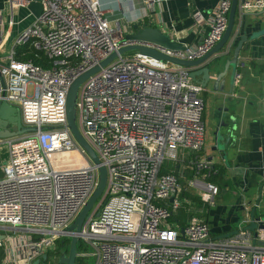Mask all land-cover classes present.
<instances>
[{"label":"built area","instance_id":"obj_1","mask_svg":"<svg viewBox=\"0 0 264 264\" xmlns=\"http://www.w3.org/2000/svg\"><path fill=\"white\" fill-rule=\"evenodd\" d=\"M37 2L42 11L16 45L32 42L52 67L19 61L14 51L0 67V102L16 107L23 125L37 130L0 140L8 150L0 180V264L42 263L58 240L69 238L66 229L95 192L99 169L68 128V89L78 76L131 45L106 19L102 0H7L9 29L15 11ZM231 4L220 1L199 44L154 48L185 61L204 57L226 33ZM242 10L264 11V0L246 2ZM194 17L198 23L203 18ZM0 27L3 33L4 23ZM4 36L0 62L9 40ZM231 47L232 42L224 50ZM79 91V128L107 168L106 189L79 234V241L95 249L96 264H264L262 230L257 239L245 229L212 239L205 221L191 220L185 228L170 222L181 208L182 192L175 174L162 173L164 162L176 160L180 150L201 152L205 146V88L190 70L133 53L116 58ZM64 152L80 153L87 165L55 168L52 156ZM192 170L206 179L220 173L207 160L193 161ZM191 186L205 191L202 202L215 205L216 184L196 180Z\"/></svg>","mask_w":264,"mask_h":264},{"label":"crops","instance_id":"obj_2","mask_svg":"<svg viewBox=\"0 0 264 264\" xmlns=\"http://www.w3.org/2000/svg\"><path fill=\"white\" fill-rule=\"evenodd\" d=\"M221 0H158L154 5L144 3V0H102L104 15L110 24L119 26L123 34H128L132 30V25L140 23L150 27H156L167 35H171L174 40L182 43L184 47L195 46L202 38L208 34L209 21L212 19L215 9ZM256 0H247L253 2ZM7 0H0V23L5 24L6 17L3 12L7 10ZM6 6V8H4ZM237 22L233 35L240 32L232 42L231 53L222 60L220 66L213 75L224 72V66L228 59L233 58L234 48L240 40V36H249L264 29V11H245L240 7ZM200 13L203 18L201 22L195 20V15ZM17 15V16H16ZM21 17L19 22L17 18ZM33 11L29 7H21L15 11V24L17 32L22 33L27 30L35 21ZM9 20V19H8ZM262 20L261 24H257ZM5 26V25H4ZM248 26H252L248 28ZM1 28V27H0ZM2 29H0L1 31ZM8 30L7 41L2 49L1 62L6 61L5 57L17 47L14 44L11 51H7L8 45L12 42L16 31ZM5 32H0V37H5ZM19 38H17L18 40ZM32 46V44H31ZM264 37L256 42H252L248 50H242L236 67H230L223 78V92L215 91L213 82L202 93L204 103L211 102V118L219 126L221 121L230 123L236 129L230 136V140L223 149L224 154L217 150V153L210 154L208 151L203 154L193 151L180 150L177 158L170 161L173 166L163 171L175 174L181 179L192 169V162L195 160H207L220 167L227 182L239 188L243 195H238L236 205L228 215L226 220H222L224 225H216L211 233L218 236L232 233L237 227L233 224L238 221L234 213L235 207L240 210L244 203V193L246 197L252 198L253 189L264 186ZM205 107V106H204ZM206 111V107H205ZM204 111V112H205ZM233 118V122L230 120ZM204 124V123H203ZM218 156V157H217ZM225 158V160H224ZM224 168V169H223ZM256 197V196H254ZM216 239V237H215ZM1 258V257H0Z\"/></svg>","mask_w":264,"mask_h":264},{"label":"water","instance_id":"obj_3","mask_svg":"<svg viewBox=\"0 0 264 264\" xmlns=\"http://www.w3.org/2000/svg\"><path fill=\"white\" fill-rule=\"evenodd\" d=\"M247 0H232L230 15L228 20V25L226 33L223 38L211 49V51L204 57L193 60L185 61L176 57H168L156 50L154 47L159 46L167 50H185L186 47L182 43L177 42L172 38L171 35L163 33L156 27L149 26L147 24L141 25L140 23L132 25V30L125 35V39L128 40L131 45L119 49L117 52H114L109 57L101 61L94 68L86 71L77 77V79L70 85L68 89V96L66 101V110H67V122L68 128L71 130L74 140L76 143L86 151L87 156L93 162L94 166L99 169V179L97 183V188L92 194L90 199L86 202V205L83 207L79 215L73 221V224L66 229L65 236H68L70 239V245L66 247L64 243V237H62L61 243H63L62 254L57 261L50 259L51 264H75L76 258L78 257V245H79V234L81 233L84 221L91 211L95 203L103 195L106 189L107 182V168L104 166L99 158V155L96 153L94 148L90 146L87 140L84 138L81 129L77 125L78 118V98H79V89L82 84L88 80L90 77L96 75L98 71L102 68L107 67L119 56L132 55L133 53H140L149 57H154L162 62L175 63L181 67L190 70V76L199 81L203 88L207 89L209 84L213 82V88L215 91L223 92V78L226 77L230 67H236L239 55L241 51L248 50L252 42H256L262 37H264V29H259L255 31L250 36L246 33L243 36H240V40L234 50V55L232 59H228L225 63L224 72L219 73L218 75H213V72L217 70L220 66L222 60L231 53L230 51H225L226 46L237 36L240 32L234 33V27L237 22V15L240 7L244 6ZM29 8L33 11L34 16L38 18L42 11V6L40 2L32 3ZM262 20H258L257 24H261ZM252 26H248L251 28ZM2 62H0V67ZM0 80L2 82L3 77L0 74ZM233 122V118H230ZM236 129L235 126L221 121V124L218 126V131L216 133V147L215 149L221 151L224 154V148L226 147V142L230 140L231 134ZM36 128L25 127L21 120V114L18 109L7 101L2 100L0 102V140L7 138L19 137L24 134L36 132ZM226 141L223 145H220L219 142L224 140ZM225 160V158H224ZM260 192L257 198L253 199L244 196V203L241 206V211L245 213V224L247 227L245 230L253 234V238L257 239L259 232L264 231V214H257V210L261 207L264 202V186H260ZM173 201V198L170 199V202ZM239 230H234L232 233L216 237V239L228 238L234 234H237ZM257 243V241H255ZM48 260V254L44 255L42 263L40 261H35L34 264H49L46 261Z\"/></svg>","mask_w":264,"mask_h":264},{"label":"rangeland","instance_id":"obj_4","mask_svg":"<svg viewBox=\"0 0 264 264\" xmlns=\"http://www.w3.org/2000/svg\"><path fill=\"white\" fill-rule=\"evenodd\" d=\"M6 8V6H4ZM3 18L4 16L6 17V22H5V27L3 28V33L7 34L8 29H9V10L7 8L6 11L3 12ZM17 16V15H16ZM21 17L17 18V22H19ZM14 31H16V35H13L12 42L8 45L7 51L10 52L11 48H13L15 42H17V38H19V33L17 32V26L14 28L12 27ZM13 31V32H14ZM21 34V33H20ZM128 56V55H127ZM29 92L32 93L33 87L29 86L28 88ZM212 105L211 102L204 103V106L206 107V111L204 112L203 115V123L205 126V134H204V150L201 152V154L204 155L205 152H209L210 154H215L217 153V150H214V147L216 146V133L218 131V126L215 124L214 120L211 118V113H212ZM77 125L80 126L79 123V118H77ZM220 145L222 144V140L219 142ZM194 153H199V152H194ZM218 157V156H217ZM8 158V150L7 147L5 146H0V180L4 178V173L3 169H1V166L4 164L6 159ZM52 164L55 168L61 169V168H66V167H71V166H79V165H87V161L84 159V157L79 153L76 152H64L60 154H55L52 156ZM173 166V164L170 161H165L164 162V170L166 168H169ZM216 177V178H215ZM196 180H201L205 183H214L220 188V194L216 197L215 205L211 204H205L204 202H200L202 194L205 193L204 190L199 189L195 186H191V182L196 181ZM181 184V192L186 193V196H183L180 194L179 196V201L182 203L180 210L178 211L177 216L179 217V220L182 219L185 223H189L187 217L188 215L185 214L182 217V212L186 211V208L188 209H196L194 212L192 211V217L193 220H201L205 221L208 223L210 230L213 229L216 225H224L222 220H226L228 218V215L230 214L233 205H236V198L237 194L238 195H243V192L237 188L236 186H232L227 182L226 177H224V174H218V175H212L210 178H204L203 174H197L195 170L190 169L186 174L185 178L180 180ZM260 187L253 189V194L252 198L255 199L258 197L259 192H260ZM244 196H247V193H244ZM256 196V197H254ZM196 197L199 202H193L191 198ZM100 198L99 200L95 203L96 205L92 209V211L99 205ZM235 214L237 215L238 221L233 224L234 227H237L236 230H241L245 229L247 227V224H245V213L241 210H238L235 207L234 210ZM264 214V202L261 205V207L257 210V214ZM190 215V214H189ZM217 233H211V238L215 239L217 237ZM69 240L70 238H66ZM78 245V257L76 258V263L75 264H96V258L94 256L95 254V249L91 244L88 242H83L82 240L79 241ZM51 260H53V255H51ZM53 262L50 261L49 264Z\"/></svg>","mask_w":264,"mask_h":264},{"label":"trees","instance_id":"obj_5","mask_svg":"<svg viewBox=\"0 0 264 264\" xmlns=\"http://www.w3.org/2000/svg\"><path fill=\"white\" fill-rule=\"evenodd\" d=\"M31 44H32V42H27L24 44L17 45V47L15 48L16 59L19 61L20 60L31 61V62H33L34 65L41 66V67L46 68V69L51 68L52 63L44 56V54L42 53V51L40 49L39 50L36 49L33 45L31 46ZM263 69H264V67H263ZM215 167H217L219 169L220 174L223 173L218 165H216ZM162 173H166V172L162 170ZM182 195L186 196L187 194L182 192ZM191 199L194 203L199 202V200H197L196 197H193ZM200 202H202V201L200 200ZM160 204L165 205L164 203H160ZM192 209L186 208V211L182 212V217H183V215L187 214L188 215V217H187L188 221L193 220L192 215H194V214H192V211L194 212V210L196 211V209L195 208L193 210ZM177 214H178V212L173 216V218L170 219V222L173 225H177V226H180L181 228H185L186 225L188 224V222L185 223L182 219L179 220V217L177 216ZM64 240H65L64 243H65L66 247H68L70 245V240H67L66 238ZM61 241H62V239L58 240L56 249L48 254V260L46 261L47 263H49L50 259L52 258L51 255H53V261L54 260L57 261L60 258L61 254H62V248H63V243H61ZM1 255H2V252H0V257H2Z\"/></svg>","mask_w":264,"mask_h":264}]
</instances>
